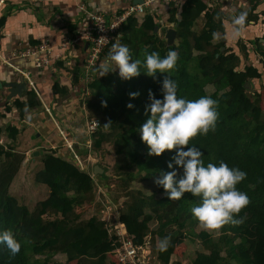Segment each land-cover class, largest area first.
<instances>
[{
    "label": "trees",
    "instance_id": "obj_1",
    "mask_svg": "<svg viewBox=\"0 0 264 264\" xmlns=\"http://www.w3.org/2000/svg\"><path fill=\"white\" fill-rule=\"evenodd\" d=\"M226 9L224 4L210 7L205 0H183L178 7L156 2L147 13L130 17L119 39L129 47L133 60L143 61L145 50L158 52L161 57L169 50L176 51L178 61L170 75L178 84V96L197 99L210 95L218 101L215 130L198 135L185 150L195 145L203 153L205 165L223 161L247 173L246 179L237 185L249 197V204L240 213L245 217L244 223L226 224L211 231L199 229L191 213L199 198L185 193L180 200H169L165 190L156 185V179L171 171L168 163L176 150L149 156L138 129L150 118L145 111L150 103L149 90L162 99V82L168 74L157 73L153 78L141 72L123 80L117 69L100 77L99 66L106 63L108 55L103 53L87 81L85 75L81 77L87 54L83 44L75 68L68 72L72 81H54L46 93L33 80L35 88L29 85V91L20 98H10L5 89L0 91V230H10L21 245L14 257L0 245V264H50L57 255L66 259L55 264H114L109 254L116 248V237L109 233L100 214L102 203L97 201V213L86 220L76 213L77 207L96 201L97 186L104 194L109 193L111 176L106 173L95 176L94 167L86 163L90 151L101 152L105 144L113 147L115 175L121 180V187L131 191L135 180L145 182L147 188L148 183L154 184L149 193L135 190L137 195L132 196L127 190L125 201L114 199L118 204H114L117 212L113 220L125 224L134 244H143L150 234L157 260L180 264L174 260L176 249L185 245L186 236L190 235L199 246L192 264H264V107L262 93L247 87V83L253 87L247 78L249 74L256 77L262 74L253 64L240 69L244 59H250L251 55L242 38L237 41L238 52L227 46V25L232 15ZM241 11L245 10L238 9L234 15ZM246 11L248 22L258 20L264 15V0H249ZM85 17L94 33L91 18ZM170 28L177 32L173 43L166 38ZM40 44L34 41L30 48ZM259 45L264 64V49ZM55 66L63 68L64 63L59 61ZM133 92L139 93L135 99L129 96ZM129 103L134 105L132 109L127 107ZM66 105L74 106V112L65 110ZM85 109L93 112L90 118L101 122L90 137L83 130L87 120ZM14 112L16 116L10 118ZM7 118L11 120L5 123ZM28 124H33L36 134L51 144L42 158L49 196L33 210L11 192L26 159V153L18 151L17 141ZM3 135L7 136L8 145L1 143ZM89 140L91 145L87 143ZM76 155L86 163L84 168ZM177 170L182 174L179 166ZM253 225H258L261 233L252 247L248 238L238 232ZM166 236L171 238L170 245L166 252H160L157 245ZM251 249L253 253L244 256Z\"/></svg>",
    "mask_w": 264,
    "mask_h": 264
},
{
    "label": "clouds",
    "instance_id": "obj_2",
    "mask_svg": "<svg viewBox=\"0 0 264 264\" xmlns=\"http://www.w3.org/2000/svg\"><path fill=\"white\" fill-rule=\"evenodd\" d=\"M247 24V11L233 15L232 38L242 37ZM216 36L213 33V37ZM143 56V61L133 60L129 47L117 37L108 51L106 63L100 64L99 71L102 77L118 69L119 77L123 80L137 77L141 72L153 78L157 73L168 74L162 82V99L156 98L149 90L150 103L146 105L145 111L146 114L150 113V118L138 129L141 140L148 146L149 156H160L166 150H176L168 163L171 171L156 179V185L165 190L169 200H180L185 193L198 197L199 202L191 208V213L204 230L211 231L226 224L238 226L244 223L245 217L240 216V213L249 204V197L237 185L246 179L247 173L239 167H230L223 161L205 165L202 159L204 155L195 145L185 150L195 137L215 130L219 116L218 101L210 95H202L197 99L178 96V84L170 75L178 61L176 51L169 50L161 57L158 52L149 53L145 50ZM138 95L135 92L129 93L131 99ZM127 107L132 109L134 105L129 103ZM30 118L29 116L28 119ZM177 166L183 170L182 174H179ZM170 240L168 236L162 238L157 245L158 250L166 252ZM0 245L6 247L13 257L21 249L14 234L6 229L0 230Z\"/></svg>",
    "mask_w": 264,
    "mask_h": 264
},
{
    "label": "crops",
    "instance_id": "obj_3",
    "mask_svg": "<svg viewBox=\"0 0 264 264\" xmlns=\"http://www.w3.org/2000/svg\"><path fill=\"white\" fill-rule=\"evenodd\" d=\"M82 1L94 13L109 14L119 12L129 3H133V0ZM224 7H227L228 15V12H232L233 9L235 12L238 9L246 11L249 7V0H228ZM75 25H77L76 32L73 33L72 29ZM229 25L232 27L231 23ZM229 25H227L226 40L232 38L228 31ZM90 26L85 14L74 0H47L44 4H33L30 0H0V80L3 82L25 81L19 71L23 70L30 73L32 79L39 82L40 89L46 90V93L54 81H72V74L68 72L75 68L81 54L80 47L83 44L86 45L88 41H80L66 49H60L59 45L65 37L76 38L92 34ZM85 30L86 33H84ZM243 36L237 38L236 41L243 39ZM34 41L48 42L56 48L57 52H64V57L56 61L63 62L64 67L55 68L56 62L47 67H40L35 64L34 59L17 56L20 51L33 46ZM81 77H84L83 67ZM73 108L74 106L69 105L65 110L74 112ZM15 116L14 112L13 117Z\"/></svg>",
    "mask_w": 264,
    "mask_h": 264
},
{
    "label": "rangeland",
    "instance_id": "obj_4",
    "mask_svg": "<svg viewBox=\"0 0 264 264\" xmlns=\"http://www.w3.org/2000/svg\"><path fill=\"white\" fill-rule=\"evenodd\" d=\"M235 12V9H233L232 12H228L232 16ZM229 25V24H228ZM228 31L231 36L232 27L228 26ZM243 40L249 45L250 48V59H244L241 65V70H244V66L246 64H253L256 67L259 68V71L261 72V76H253V74L248 75V79L252 81L251 88L254 90L260 91L262 93L263 97V107H264V64L262 62L261 57V49L260 45H262V48L264 49V15L260 16L258 20H252L249 21L246 27ZM258 38H261L260 40ZM237 39L234 38H228L226 40L227 46L230 47V49L239 51ZM261 42V43H260ZM211 49V48H209ZM109 49L104 51V54H108ZM239 87V85H237ZM211 91V87L208 89ZM86 119L90 118V113L93 114L90 110L87 109L84 110ZM10 118L13 117V113H10ZM94 115V114H93ZM7 118L5 123L7 121L9 122L11 119ZM5 125V124H3ZM85 129V126H83V130ZM37 128L33 124H28V127L22 131L21 135L18 137V151L25 152L26 153V159L23 162L19 173L17 174L12 186H11V192L15 194L22 203L26 204L31 210H33L36 206V204L44 199H46L49 196V187L47 185V175L43 173L42 168V158L44 157V153L48 151L51 148V144L47 140H43L41 138V135L36 134ZM1 143L8 145L9 140L7 139L6 135H3L1 139ZM30 150V151H29ZM38 151L39 154L36 155L35 152ZM89 165L94 167L95 165H99L102 167L107 175L111 176L110 182V190L109 193L106 192V194L103 193L100 187L97 186L95 190V202L93 204H84L83 206L77 207L76 213L80 214L83 218V220H86L90 217H92L94 214L97 213V206L96 203H102L101 208V215H102V209H105V211H108V207L110 208L109 212H117V209L115 208L114 204H118L114 199H120V201H125L127 199L126 194L129 191V188L125 189L124 187H121V180L119 177L115 175V156L113 152V147L111 145L105 144L104 148L101 152H93L90 151L89 155L86 158ZM84 165L86 164L84 160H82ZM94 174V169H93ZM102 175V174H98ZM96 175V176H98ZM154 184L148 183V188L146 187L145 182H141L139 180H135L132 183L131 192L132 196H136L137 193L135 190H141L145 193H149L153 191ZM150 187V188H149ZM128 190V191H127ZM104 201V202H103ZM104 203V204H103ZM118 208V207H117ZM108 213V212H107ZM54 218V217H52ZM203 229V228H199ZM260 227L258 225H253L252 227L248 229H243L238 232L239 236H246L248 240L250 241L252 247L255 244V241L260 237ZM199 246L197 240L190 235L186 236L185 245H180L175 252L174 260L176 262H179L180 264H192V261L194 257L196 256V252L198 251ZM252 249L247 254H244V256L251 255ZM65 256L63 255H57L55 258H53V261L50 264L55 263H64L65 262Z\"/></svg>",
    "mask_w": 264,
    "mask_h": 264
},
{
    "label": "built area",
    "instance_id": "obj_5",
    "mask_svg": "<svg viewBox=\"0 0 264 264\" xmlns=\"http://www.w3.org/2000/svg\"><path fill=\"white\" fill-rule=\"evenodd\" d=\"M33 4H44L47 0H30ZM77 3L78 8L91 18L93 22L94 33L81 35L80 37L63 38L60 49H66L72 44L80 43V41H88L90 43L87 54L84 60V75L86 80L89 81L91 72L100 63L103 57L105 49L120 36V31L127 23L130 17H137L138 15L147 13L156 2H161L165 5H174L178 7L183 0H144L142 4H131L123 12L109 13H94L90 11L86 4L82 0H74ZM228 0H205V2L213 7L214 4H224ZM64 52H57L56 48L51 46L48 42H43L40 45L20 51L17 56L21 58L34 59L35 64L40 67H47L54 62L64 57ZM12 65V64H11ZM24 77L25 81L30 86L35 88L34 81L31 74L25 71L19 70ZM47 111L51 113L50 109ZM101 122L98 118H88L85 121V129L89 137L100 127ZM88 145H91V141H87ZM71 146V145H70ZM76 158L82 168L84 163L76 155ZM106 209V207H105ZM102 210L103 219L106 220L109 227V233L116 237V248L109 254L111 261L114 264H164L157 260L156 254L153 251L151 235L148 234L145 237V241L141 245H136L133 242V237L129 234L125 224L122 222L114 221V212ZM108 212V213H107ZM113 220V221H112Z\"/></svg>",
    "mask_w": 264,
    "mask_h": 264
},
{
    "label": "water",
    "instance_id": "obj_6",
    "mask_svg": "<svg viewBox=\"0 0 264 264\" xmlns=\"http://www.w3.org/2000/svg\"><path fill=\"white\" fill-rule=\"evenodd\" d=\"M144 3V0H133V4H142ZM159 28L156 27V30H158ZM176 35L177 32L174 28H171L168 30L167 34H166V38L168 40V42L173 43L176 40ZM90 43L87 42L86 43V50L88 49ZM247 87L250 88L251 85L250 83H247ZM3 89L7 90L9 92V97L10 98H20L23 97L24 94L29 91V84L27 81H7V82H3L0 80V91H2ZM3 130H5V126L2 127ZM36 155L39 154L38 151L35 152ZM104 169L102 167H100L99 165H95L94 166V175H98V174H103L104 173Z\"/></svg>",
    "mask_w": 264,
    "mask_h": 264
}]
</instances>
